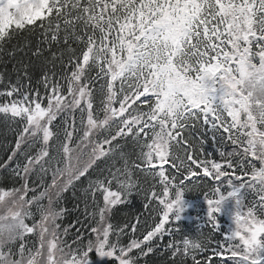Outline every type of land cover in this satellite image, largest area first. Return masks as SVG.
I'll return each mask as SVG.
<instances>
[{
  "label": "snow or ice",
  "instance_id": "snow-or-ice-1",
  "mask_svg": "<svg viewBox=\"0 0 264 264\" xmlns=\"http://www.w3.org/2000/svg\"><path fill=\"white\" fill-rule=\"evenodd\" d=\"M0 264H264V0H0Z\"/></svg>",
  "mask_w": 264,
  "mask_h": 264
},
{
  "label": "trees",
  "instance_id": "trees-1",
  "mask_svg": "<svg viewBox=\"0 0 264 264\" xmlns=\"http://www.w3.org/2000/svg\"><path fill=\"white\" fill-rule=\"evenodd\" d=\"M10 139H14L12 137H10ZM70 197V194H68ZM194 194H189V198H191ZM67 201H72L71 198H69ZM73 207V206H72ZM75 218V215H70L69 217H67V221H71L72 219Z\"/></svg>",
  "mask_w": 264,
  "mask_h": 264
}]
</instances>
